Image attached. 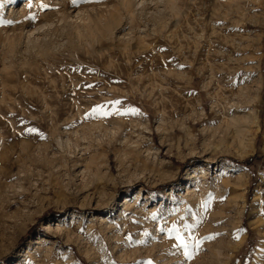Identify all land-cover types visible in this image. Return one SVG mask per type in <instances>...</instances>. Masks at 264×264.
<instances>
[{
  "label": "rangeland",
  "instance_id": "1",
  "mask_svg": "<svg viewBox=\"0 0 264 264\" xmlns=\"http://www.w3.org/2000/svg\"><path fill=\"white\" fill-rule=\"evenodd\" d=\"M0 216V264L264 257V0H0Z\"/></svg>",
  "mask_w": 264,
  "mask_h": 264
},
{
  "label": "bare ground",
  "instance_id": "2",
  "mask_svg": "<svg viewBox=\"0 0 264 264\" xmlns=\"http://www.w3.org/2000/svg\"><path fill=\"white\" fill-rule=\"evenodd\" d=\"M142 4V3H141ZM151 4V3H150ZM139 5H140V3H139ZM138 5V6H139ZM152 5V4H151ZM153 6V5H152ZM138 9V8H137ZM133 11V10H132ZM135 11V10H134ZM160 12L159 13H161V10H159ZM156 12H158V10L156 11ZM136 13V12H135ZM157 15V14H156ZM183 19H185V18H183ZM254 23V22H253ZM259 23V22H258ZM254 24H256V23H254ZM260 24V23H259ZM207 25V24H206ZM209 25H210V23H209ZM258 25V24H257ZM144 27V26H143ZM204 27H206V26H204ZM207 27H208V25H207ZM146 28V27H145ZM203 29V28H202ZM139 30V29H138ZM203 31H205V30H203ZM203 31H200L201 32V34H202V32ZM207 31H208V29H207ZM213 31V30H212ZM204 33V32H203ZM206 33H208V32H206ZM201 34H199V35H201ZM210 35L212 34L211 33V31H210V33H209ZM208 34V35H209ZM31 36V35H30ZM202 36V35H201ZM201 36H199V38H201ZM202 37H204V36H202ZM207 37V36H206ZM209 39V38H208ZM211 39H213L212 37H211ZM233 39V38H232ZM204 40V39H203ZM35 41V40H34ZM205 41V40H204ZM206 41H207V39H206ZM209 41H211V40H209ZM212 43H213V40L211 41ZM205 45H206V43H204ZM209 44H210V42H209ZM210 46V45H209ZM213 46V45H212ZM206 48V47H205ZM210 48V47H209ZM206 50V49H205ZM205 50H203V51H205ZM154 52V51H153ZM154 55V54H153ZM216 55V54H215ZM218 55V54H217ZM229 57V56H228ZM207 60V59H206ZM213 61V60H212ZM151 63V62H150ZM211 64H213V63H211ZM151 76V75H150ZM86 86V85H85ZM85 86H84V88H85ZM232 113V112H231ZM252 116V115H251ZM250 116V117H251ZM232 117V116H231ZM230 117V118H231ZM248 118V116L245 118L246 120H247V118H248V121L249 122H251L252 121V123L254 122V123H257V116H256V114H253V116L251 117V118ZM232 120V119H231ZM236 120H238V119H236ZM246 120H244V121H246ZM240 121V120H239ZM236 122H238V121H236ZM242 122V121H241ZM229 123H231V122H229ZM251 123V124H252ZM225 124H226V122H225ZM232 125V124H231ZM231 125H229V126H231ZM226 126H228V124L226 125ZM225 126V127H226ZM233 126H234V124H233ZM231 129H233V127L231 128ZM234 130V132H232V135L230 136V138L234 135V136H238V137H240L241 136V134H242V131L238 128V126L235 128V129H233ZM225 132H227L226 130H224ZM228 131H230V130H228ZM223 133V132H222ZM227 134H229L228 132H227ZM224 136H228V135H224ZM233 136V137H234ZM229 137V136H228ZM225 138V137H224ZM237 138V137H236ZM8 167V166H7ZM10 170V168H7V170ZM4 170H6V169H4ZM6 172V171H5ZM238 178V177H237ZM237 180V179H236ZM240 181V180H239ZM236 183H237V181H235ZM240 183V182H239ZM238 183V184H239ZM257 198V197H256ZM127 203V202H126ZM255 203H256V201L255 202H253V205H252V207L255 205ZM0 218L1 219H3V216H0ZM258 252V251H257ZM264 257H262L261 255H258L257 257H256V259H255V264H264V262H263V259Z\"/></svg>",
  "mask_w": 264,
  "mask_h": 264
},
{
  "label": "snow or ice",
  "instance_id": "3",
  "mask_svg": "<svg viewBox=\"0 0 264 264\" xmlns=\"http://www.w3.org/2000/svg\"><path fill=\"white\" fill-rule=\"evenodd\" d=\"M73 2L75 3L76 0H73ZM28 6H29V8H31L33 5H32V3H29ZM46 7H47V5H43V4L41 5V8H46ZM115 103L119 104L120 102L119 101H116ZM133 111H135V110H133ZM32 131H34V130H32ZM177 240H179V242H180V244H181L182 247H185V248L187 247V244L185 243V241L183 240L182 237L177 236Z\"/></svg>",
  "mask_w": 264,
  "mask_h": 264
}]
</instances>
